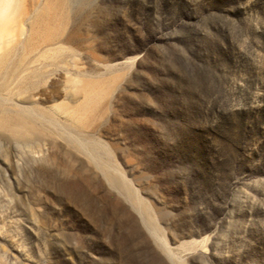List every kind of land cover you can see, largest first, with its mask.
<instances>
[{
  "label": "rangeland",
  "instance_id": "obj_1",
  "mask_svg": "<svg viewBox=\"0 0 264 264\" xmlns=\"http://www.w3.org/2000/svg\"><path fill=\"white\" fill-rule=\"evenodd\" d=\"M67 1L0 92L35 124L0 129V264H264V0Z\"/></svg>",
  "mask_w": 264,
  "mask_h": 264
},
{
  "label": "bare ground",
  "instance_id": "obj_2",
  "mask_svg": "<svg viewBox=\"0 0 264 264\" xmlns=\"http://www.w3.org/2000/svg\"><path fill=\"white\" fill-rule=\"evenodd\" d=\"M69 6L67 0H49L45 9L36 13L31 24L25 28L23 26V16L26 12L24 2L0 0V92L6 90L9 80L14 79L16 83L20 82L24 78L33 77V74L43 66H48L47 54L60 50L61 41L71 39L77 42L76 35L68 33L58 24L60 19L62 23L65 21ZM53 21H55V28L52 26ZM78 87L83 95L82 102L75 109L65 108L59 114L64 118L71 116L75 122L80 123L78 120L80 114L86 117L94 114L99 103L101 85L98 82L82 81ZM34 125L30 118L19 112L0 114V129L9 128L18 132L17 128L25 131ZM95 142L97 145L93 149L96 150L101 143Z\"/></svg>",
  "mask_w": 264,
  "mask_h": 264
}]
</instances>
